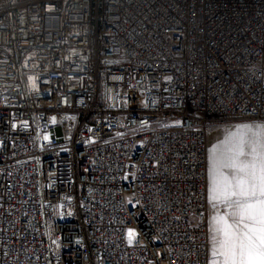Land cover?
Segmentation results:
<instances>
[{"label":"built area","instance_id":"obj_1","mask_svg":"<svg viewBox=\"0 0 264 264\" xmlns=\"http://www.w3.org/2000/svg\"><path fill=\"white\" fill-rule=\"evenodd\" d=\"M247 121L264 0H0V264H209L206 137Z\"/></svg>","mask_w":264,"mask_h":264},{"label":"snow or ice","instance_id":"obj_2","mask_svg":"<svg viewBox=\"0 0 264 264\" xmlns=\"http://www.w3.org/2000/svg\"><path fill=\"white\" fill-rule=\"evenodd\" d=\"M211 264H264V124L241 125L211 150ZM134 237L129 232V242Z\"/></svg>","mask_w":264,"mask_h":264},{"label":"crops","instance_id":"obj_3","mask_svg":"<svg viewBox=\"0 0 264 264\" xmlns=\"http://www.w3.org/2000/svg\"><path fill=\"white\" fill-rule=\"evenodd\" d=\"M237 129L236 124H232L229 126L222 127L218 130H215L207 135L206 137V207H207V219H208V258H209V264H211L212 260L215 259L214 256H212V251L210 249L209 251V232H210V238L213 236V233L211 231V220L214 215L217 214H223L224 212V206H216L214 207L213 203L209 199V186H210V177H209V157L211 150L214 148H217L220 146L225 139L228 137V135L232 132H235ZM210 228V229H209ZM210 252V257H209Z\"/></svg>","mask_w":264,"mask_h":264},{"label":"rangeland","instance_id":"obj_4","mask_svg":"<svg viewBox=\"0 0 264 264\" xmlns=\"http://www.w3.org/2000/svg\"><path fill=\"white\" fill-rule=\"evenodd\" d=\"M232 124H236V126L238 127V126L245 125V124L256 125V124H264V123L259 122V121L230 122V123H227V124L223 125L222 127L229 126V125H232ZM222 127H220V128H222ZM220 128H218V129H220ZM211 237H213V236H211ZM209 243H210V245H209V251H210V249L212 251L213 250V242H212V238H210V232H209ZM212 256H213V251H212ZM209 257H210V252H209Z\"/></svg>","mask_w":264,"mask_h":264}]
</instances>
